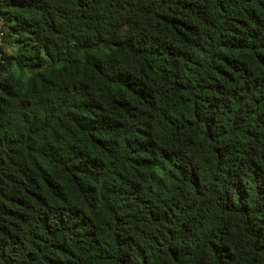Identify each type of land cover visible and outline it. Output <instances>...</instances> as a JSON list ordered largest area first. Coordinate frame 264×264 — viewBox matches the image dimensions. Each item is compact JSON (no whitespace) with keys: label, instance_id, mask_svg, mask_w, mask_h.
Masks as SVG:
<instances>
[{"label":"trees","instance_id":"trees-1","mask_svg":"<svg viewBox=\"0 0 264 264\" xmlns=\"http://www.w3.org/2000/svg\"><path fill=\"white\" fill-rule=\"evenodd\" d=\"M0 264H264V0H0Z\"/></svg>","mask_w":264,"mask_h":264},{"label":"rangeland","instance_id":"rangeland-1","mask_svg":"<svg viewBox=\"0 0 264 264\" xmlns=\"http://www.w3.org/2000/svg\"><path fill=\"white\" fill-rule=\"evenodd\" d=\"M0 47H2V48H6L8 51L10 50V48L9 47H5V46H3V45H0Z\"/></svg>","mask_w":264,"mask_h":264},{"label":"built area","instance_id":"built-area-1","mask_svg":"<svg viewBox=\"0 0 264 264\" xmlns=\"http://www.w3.org/2000/svg\"><path fill=\"white\" fill-rule=\"evenodd\" d=\"M1 35H2V33H1V31H0V37H1Z\"/></svg>","mask_w":264,"mask_h":264}]
</instances>
